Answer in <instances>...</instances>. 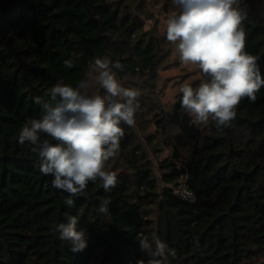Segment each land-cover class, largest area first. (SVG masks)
Returning a JSON list of instances; mask_svg holds the SVG:
<instances>
[{"label": "trees", "instance_id": "trees-1", "mask_svg": "<svg viewBox=\"0 0 264 264\" xmlns=\"http://www.w3.org/2000/svg\"><path fill=\"white\" fill-rule=\"evenodd\" d=\"M126 2L0 0V264H94L96 257L147 264L139 240L152 234L175 251L168 264H264V87L255 102L241 101L223 129L194 122L182 93L166 112L139 100L135 125L121 124L119 153L106 162L118 180L110 193L99 181L75 196L53 187L30 145L19 144L25 122L43 114L35 98L48 99L58 81L77 87L89 80L87 93L102 95L89 75L95 58L118 61L117 78H156L160 39ZM243 5L245 51L264 78V0ZM74 54L79 58L66 67ZM137 119L154 126L156 133L145 135L148 144L160 143L153 151L168 148L156 165L138 139ZM179 179L194 192L193 203L171 192ZM105 199L109 212L101 214ZM72 215L87 238L80 252L54 231Z\"/></svg>", "mask_w": 264, "mask_h": 264}, {"label": "clouds", "instance_id": "clouds-1", "mask_svg": "<svg viewBox=\"0 0 264 264\" xmlns=\"http://www.w3.org/2000/svg\"><path fill=\"white\" fill-rule=\"evenodd\" d=\"M179 12L165 20L166 39L175 46L180 62L196 66L200 83L193 87L185 82L179 88L181 105L198 124L214 122L217 129L230 125L236 109L245 98L252 102L264 87L256 57L245 51L246 32L243 22L248 13L243 0H172ZM79 54L64 61L73 67ZM123 66L109 57L95 58L89 75L103 89V94H88L89 80L77 87L58 81L47 92L48 99L35 98L42 115L25 122L18 136L20 145H30L39 158L42 174L52 175L53 187L75 196L88 183L99 181L110 193L118 183L114 172L105 170L106 162L120 150L124 136L121 124L135 125L140 108L137 89L122 86L114 69ZM85 90V91H82ZM72 205L74 201H67ZM109 199L101 202L98 212H109ZM79 219L69 216L54 231L59 239L70 243L73 252L87 247ZM141 251L148 254L147 264H168V255L176 253L158 236L139 240ZM138 264H145L140 260Z\"/></svg>", "mask_w": 264, "mask_h": 264}, {"label": "rangeland", "instance_id": "rangeland-1", "mask_svg": "<svg viewBox=\"0 0 264 264\" xmlns=\"http://www.w3.org/2000/svg\"><path fill=\"white\" fill-rule=\"evenodd\" d=\"M133 14H137L143 20V28L154 33L160 39V61L155 67L156 78L152 80L149 74L143 77L125 75L117 78L122 86L137 89L140 92L139 100L148 109L159 106L163 112L170 109V105L175 101L179 88L185 82L193 87L200 83L201 72L193 65H183L175 51V46L166 39V18L172 13L179 12V8L173 4L172 0H127L126 2ZM94 82L95 79H94ZM97 83V82H96ZM97 87H100L97 83ZM103 94V89L101 90ZM142 99V100H141ZM135 131L146 154L151 158L153 165L168 154V148L162 151H153L160 143L148 144L145 135L156 133L154 126L147 124L141 119H137ZM147 122V121H146ZM145 125V126H143ZM143 126V127H142ZM147 126V127H146ZM146 127L145 131L144 128ZM94 264L102 263L99 258H95Z\"/></svg>", "mask_w": 264, "mask_h": 264}, {"label": "built area", "instance_id": "built-area-1", "mask_svg": "<svg viewBox=\"0 0 264 264\" xmlns=\"http://www.w3.org/2000/svg\"><path fill=\"white\" fill-rule=\"evenodd\" d=\"M170 189L173 194L187 203H193L195 200L194 192L187 186L185 179H179L175 183L170 184Z\"/></svg>", "mask_w": 264, "mask_h": 264}]
</instances>
